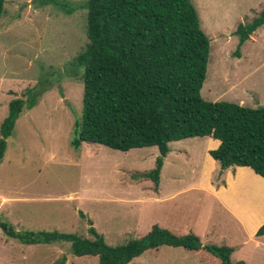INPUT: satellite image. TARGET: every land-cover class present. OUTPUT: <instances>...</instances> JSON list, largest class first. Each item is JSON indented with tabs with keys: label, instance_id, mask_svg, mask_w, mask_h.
<instances>
[{
	"label": "rangeland",
	"instance_id": "obj_1",
	"mask_svg": "<svg viewBox=\"0 0 264 264\" xmlns=\"http://www.w3.org/2000/svg\"><path fill=\"white\" fill-rule=\"evenodd\" d=\"M198 1L191 0L209 39L201 98L264 108V26L249 37L239 56L234 35L240 23L251 22L264 9V0H212L218 4L216 13ZM86 2L4 0L0 124L12 99H26L32 90L36 103L20 114L6 139L0 162V220L18 231H58L87 240L92 239L91 223L104 242L115 247L145 236L154 225L177 236L192 233L188 223L202 216L212 221L206 223L212 242L202 243L224 245L222 224L217 223L220 214L212 210V201L196 190L185 192L201 178L207 137L169 143L157 192L150 180L139 176L153 169L159 156L156 147L120 152L91 143H82L78 150L70 146L82 112V70L72 64L87 43ZM212 182L223 185L219 173ZM248 182L264 191L259 179ZM154 195L162 196L155 200ZM239 242L238 235L233 246ZM253 246L237 247L230 260L264 264L263 248ZM69 248L66 242L22 245L0 230V264H53L63 257L65 264H98L95 257L73 256ZM198 255L164 247L130 264H199Z\"/></svg>",
	"mask_w": 264,
	"mask_h": 264
},
{
	"label": "trees",
	"instance_id": "obj_2",
	"mask_svg": "<svg viewBox=\"0 0 264 264\" xmlns=\"http://www.w3.org/2000/svg\"><path fill=\"white\" fill-rule=\"evenodd\" d=\"M3 5L0 0V18ZM86 8L87 43L72 64L82 70L83 82L82 112L74 123L72 148L78 150L82 143L120 152L156 147L159 156L153 169L139 176L150 180L157 192L169 143L207 137L219 141L209 155L221 171L249 167L264 178V108L201 98L209 39L191 0H87ZM262 26L264 9L251 22L237 26L236 56ZM27 95L8 103L0 124V162L20 114L36 103L35 92L29 90ZM90 225L92 239L87 240L58 231H18L0 220L1 232L22 245L66 242L73 256L95 257L98 264H130L164 247L196 252L199 264H245L230 260L234 248L202 246L192 233L177 236L154 225L145 236L112 247ZM262 235L264 224L256 232ZM65 261L63 257L53 264Z\"/></svg>",
	"mask_w": 264,
	"mask_h": 264
},
{
	"label": "crops",
	"instance_id": "obj_3",
	"mask_svg": "<svg viewBox=\"0 0 264 264\" xmlns=\"http://www.w3.org/2000/svg\"><path fill=\"white\" fill-rule=\"evenodd\" d=\"M209 1L207 5H203L199 0L198 4L202 8L204 7V9L210 8L211 13H216L214 8L218 4L216 2L212 4V0ZM214 28L216 27L214 26ZM218 146V140L208 138L207 146L204 152H202L204 154L201 165L202 171L200 172L202 180L200 178L201 181L199 180L195 184L185 188V192L188 190H196L200 195L212 201V210L220 214L217 223L220 222L222 224L220 226L223 232L221 237L223 240H226L224 245L234 248L231 256L236 253L237 247L243 250V247L247 243H253L254 248L260 247L263 248L260 251H264V235L256 236V232L264 224V191H257L248 182V179H252L253 177L264 183V178L257 175L249 167H234L221 171L218 163L208 154V151L215 150ZM217 173H219L223 185L212 182L213 177ZM154 196L155 200H159L162 195ZM206 210L208 208L205 209V212ZM210 222L212 221L200 216L196 220L188 223L187 226H190L192 234L199 237L201 243L203 240L205 242H212L211 230L207 231L209 225L206 224ZM214 224L215 222L212 223V228L215 226ZM203 225L205 229L202 232L197 231ZM238 235L241 242L237 243V247H234L233 245H235L234 242ZM204 245L202 243V246ZM252 251L251 249L250 252Z\"/></svg>",
	"mask_w": 264,
	"mask_h": 264
}]
</instances>
